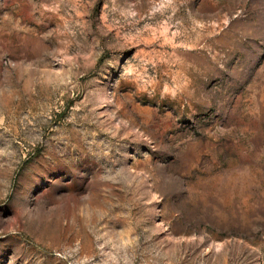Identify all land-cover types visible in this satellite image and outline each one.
Listing matches in <instances>:
<instances>
[{
  "label": "rangeland",
  "instance_id": "1",
  "mask_svg": "<svg viewBox=\"0 0 264 264\" xmlns=\"http://www.w3.org/2000/svg\"><path fill=\"white\" fill-rule=\"evenodd\" d=\"M0 264H264V0H0Z\"/></svg>",
  "mask_w": 264,
  "mask_h": 264
}]
</instances>
